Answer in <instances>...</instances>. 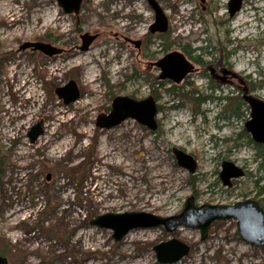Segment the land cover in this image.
<instances>
[{
  "label": "rangeland",
  "instance_id": "rangeland-1",
  "mask_svg": "<svg viewBox=\"0 0 264 264\" xmlns=\"http://www.w3.org/2000/svg\"><path fill=\"white\" fill-rule=\"evenodd\" d=\"M157 1L169 29L153 35L149 27L155 12L148 0H83L78 13H66L57 0H0V207L27 206V212H35L34 219L16 225L0 210V256L7 264H264V245L242 240L236 219L212 222L205 239L198 228L168 232L160 225L134 228L116 240L113 228L91 222L108 213L173 216L191 195L197 205L251 198L264 208V159L244 131L246 109L239 106L238 116L232 112L236 90L229 93V103L212 98L198 103L185 93L219 94L206 88L204 77L194 71L175 85L159 77L156 65L167 52L179 50L198 68L184 48L195 50L192 56L206 48L211 54L202 55L204 61L221 57L214 48H233L230 60L236 71L249 74L257 95L264 97V0H244L232 20L229 0ZM85 33L97 37L81 52ZM137 40L142 41L139 48ZM39 42L59 52L24 48ZM57 62L67 67L51 78L48 64ZM96 75L99 91L92 96L86 79ZM24 77L38 85L43 105L31 107L38 102L28 91H18ZM71 81L79 97L66 103L57 90ZM150 95H157V130L133 118L111 128L98 126L102 114H111L117 96L141 100ZM222 109L227 119L219 127ZM55 124L58 137L50 129ZM38 125L42 133L33 142L30 133ZM174 147L194 156L195 174L178 165ZM225 160L247 172L231 186L220 178ZM99 168L104 170L100 174ZM66 182L73 211L55 195L60 190L63 195ZM103 183L106 192L100 195L97 186ZM28 234L35 237L32 244L23 239ZM171 238L190 251L175 263H160L154 246Z\"/></svg>",
  "mask_w": 264,
  "mask_h": 264
},
{
  "label": "water",
  "instance_id": "water-1",
  "mask_svg": "<svg viewBox=\"0 0 264 264\" xmlns=\"http://www.w3.org/2000/svg\"><path fill=\"white\" fill-rule=\"evenodd\" d=\"M66 13H78L83 0H57ZM155 12V21L150 26L151 32H166L168 28L167 17L157 0H148ZM242 0H230V14L234 15L241 9ZM96 36L85 33L82 35V50H87ZM136 43H139L138 41ZM25 47H33L34 50H41L46 54L58 53L59 49L42 42L26 43ZM161 69L160 78L171 79L175 83H181L183 79L193 71L194 65L179 51L166 54L156 62ZM72 86V89H67ZM60 97L69 103L79 97V91L75 82L71 81L68 86L57 90ZM252 118L247 122L246 127L252 133L253 138L264 144V100L251 97ZM122 104H124L122 106ZM158 106L155 98L151 95L145 99L136 100L129 96H117L112 105V112L106 116L102 114L103 122H99L101 128H111L118 125L127 118L136 119L142 125L151 130L158 128L157 117ZM42 133L39 125L31 131V140L34 142ZM173 153L179 166L191 173L197 170L196 159L185 151L174 147ZM245 175L243 168L233 162L224 161L220 178L225 186L232 185V179ZM148 220H145L147 219ZM110 219V221L108 220ZM237 220V228L242 240L247 243L262 246L264 245V209L254 199H244L235 204H203L196 205L193 196L186 200L183 210L176 215L161 217L146 212H130L123 214L108 213L98 216L91 222L100 227L113 228L114 238L120 240L126 234L137 227H157L163 225L168 232H174L181 226L198 228L202 239L207 237L212 222L216 220ZM158 261L161 263H175L186 256L190 247L177 238H171L155 245ZM6 258L0 256V264H7Z\"/></svg>",
  "mask_w": 264,
  "mask_h": 264
},
{
  "label": "flooded vegetation",
  "instance_id": "flooded-vegetation-1",
  "mask_svg": "<svg viewBox=\"0 0 264 264\" xmlns=\"http://www.w3.org/2000/svg\"><path fill=\"white\" fill-rule=\"evenodd\" d=\"M229 3H230V0L228 2L227 6H228L229 18L232 20L233 18L236 17V15L238 14V12H240L241 9L239 11H237L234 15H231L230 14V10H229ZM243 3H244V0H242L241 8H242ZM231 20H229V21H231ZM168 29H169V22H168L167 31H168ZM149 30H150V27H149ZM157 33L163 34L165 32H159V31L151 32V34H153V35L157 34ZM90 35H93V34H90ZM94 36H96V35H94ZM137 41L139 43H136ZM137 41H135L134 44H136V47L139 48V47H141L142 41L141 40H137ZM51 47L55 48L54 46H51ZM80 48H81V46H80ZM184 49L189 55H191V57H193V58L196 57V59H194V60L198 59V61H196V63L198 64V68H197L195 66V63H193L185 55L184 52L179 51V50H173V51L181 52L194 65L193 71L190 72L186 77H188L194 71H197L202 76V78L204 77L207 80L206 88L208 87L209 90L211 91V93H213L212 91H214V90L219 93L217 95L216 94L215 95H213V94L208 95L207 96L208 98H210V96H212V98L215 99L216 102H219L220 105H221V103H223L224 100H227V103H229L230 100H232V98L229 97V93L232 94L236 90L235 93H236L237 96L235 98H233V99H236L237 102L233 106L232 112H235V115H236L237 114L236 110L238 109L239 106L246 109V111L248 113V117H247L246 123L244 125V131L248 132L251 135L252 140L255 142V144L257 145L256 147L259 150L258 151L259 157L261 159H264V144L257 142L253 138L252 133L246 127L247 122L252 118V105L250 103V98L254 97V98H258V99L264 100L263 99L264 97H261V96L257 95V91H256L257 90V86H256V84H254V82L252 81V77L249 74L239 73V72L236 71L234 62H232L230 60V56L234 54V49L233 48L227 49L225 47H221L220 50H218L217 48H214V50L217 51V52L221 51L220 52V56L221 57L220 58H215L214 57L212 60H207V61H204L202 59V55L204 56V55L211 54V52L209 50H207L206 48L200 47V48L197 49L198 51H200V53L202 52V54L200 56L199 55L192 56V53L195 50H187L186 48H184ZM173 51H169L166 54H168L170 52H173ZM81 52H84V51L82 50ZM53 54H57V53H53ZM49 55H51V54H49ZM74 65L76 66L77 64L74 63ZM58 66H59V68H58ZM66 67H67V65H64L62 62H57V63L53 64V66H50V64H48V68L47 69L49 70V76H51V78L59 77L60 73L63 72V70ZM57 68H58V70H57ZM76 68H77V66H76ZM78 70L82 71L84 69L79 68ZM19 73L20 72H17V74H19ZM22 74H25V73H22ZM160 75H161V73H160ZM20 77H22V76H20ZM24 78H26V77H24ZM86 80H88V82L86 84H89L92 87V90L90 91V95H92V96L96 95L97 92L99 91V87L97 85H95L94 83L98 80V75H96L92 79L87 78ZM21 90L28 91L29 94H30V99H33L34 102H38L37 104H34V105H33V103H30L32 105L31 107H34L35 105H40V104L43 105L44 104V100H38V97L43 96V94L38 92L39 91V87L35 83L34 80H30L29 78H26V83L22 84L19 87V89H18L19 92H21ZM225 90H227V92H225ZM86 101L87 100L85 99L84 102H86ZM89 104H90V102L87 101V105H89ZM224 109H225V107H224ZM224 109H222V111H221L222 114L220 113L217 116V118L219 119V127L227 119V115H225V112H224L225 110ZM16 111L19 112V115L23 114V112L20 111V110H16ZM61 111L63 113L67 112V110H61ZM28 114H30V112H28L26 115H28ZM236 116H238V114ZM50 129L52 130V132L55 133L56 132V124L54 126H52ZM55 134H56L55 136L58 137L57 132ZM66 144H67V146H70L72 144V141L69 140V141H67ZM60 146L62 147V146H64V144L63 145L61 144ZM98 155L102 158L101 153H98ZM71 157L73 159H75L77 157V153L75 151H73ZM102 159L104 160L105 158H102ZM97 171L100 174L104 170L102 168H99ZM245 174H247V172H245ZM66 187L67 188L65 190H62L63 195L64 194L66 195L64 198H62V199L60 198V195H62V193L60 194L61 190L58 191L57 193H55V195L60 200V204L61 205L68 204V209L73 211L75 209V206L71 202L70 195L67 194V192L69 193V187H68L67 182H66ZM262 196H264V195H262ZM263 199H264V197H263ZM63 208L67 209V207H63ZM16 209H22V212L20 213V218H22L23 221L25 220V222H28L29 219H27V217L24 216V213L27 211V206H24V207H21V208H16L15 205H8V206L0 207V210L3 211L6 215L9 214V218L8 219L10 220V223L14 222V224L18 225L21 222L18 221V216L19 215L16 213ZM22 213H23V215H22ZM14 230L15 229H10L9 231L13 232ZM11 234L13 235V233H11ZM27 243H30V242H27Z\"/></svg>",
  "mask_w": 264,
  "mask_h": 264
},
{
  "label": "bare ground",
  "instance_id": "bare-ground-1",
  "mask_svg": "<svg viewBox=\"0 0 264 264\" xmlns=\"http://www.w3.org/2000/svg\"><path fill=\"white\" fill-rule=\"evenodd\" d=\"M19 17V15L18 14H16V18H18ZM10 18H11V16H9V20H10ZM81 64H83V66L85 65V64H87V62H85V63H81ZM108 141V140H107ZM107 141H106V143H107ZM100 176H102V175H100ZM99 176V177H100ZM98 188V190L99 191H97V193L98 194H100V195H105V192H106V190L105 189H103V187H105V184L103 183L102 185H100V186H97ZM109 188V187H108ZM22 212V209H16V213L19 215L18 216V221L19 222H22L23 221V219L22 218H20V213ZM13 213V212H12ZM35 212H31V211H26L25 213H24V216H26L27 218H32V219H34V216H35V214H34ZM10 224H14V222H12V223H10ZM13 236H15V237H17V235H13ZM17 238H19V236L17 237ZM23 239H26L27 240V242H30V244H32V242H31V240H34L35 239V237H34V235L33 234H28L27 236H24L23 235ZM86 242H84V245H86V247H84L85 249H87L88 248V245L87 244H85Z\"/></svg>",
  "mask_w": 264,
  "mask_h": 264
},
{
  "label": "trees",
  "instance_id": "trees-1",
  "mask_svg": "<svg viewBox=\"0 0 264 264\" xmlns=\"http://www.w3.org/2000/svg\"><path fill=\"white\" fill-rule=\"evenodd\" d=\"M194 59H196V57ZM195 61H198V59L195 60ZM174 89H175V85L171 86L170 90H174ZM152 94L154 95L155 92H152ZM185 94H186V96L191 97L195 102H198V103H201L202 101H204V100H206L208 98L207 96H196L195 95L196 94V91H194V90H192L191 92H187ZM156 96H155V98H157ZM210 98H212V96H210ZM261 189H263V187Z\"/></svg>",
  "mask_w": 264,
  "mask_h": 264
}]
</instances>
